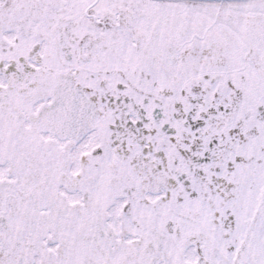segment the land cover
<instances>
[{
    "label": "snow or ice",
    "instance_id": "1",
    "mask_svg": "<svg viewBox=\"0 0 264 264\" xmlns=\"http://www.w3.org/2000/svg\"><path fill=\"white\" fill-rule=\"evenodd\" d=\"M0 264H264V0H0Z\"/></svg>",
    "mask_w": 264,
    "mask_h": 264
}]
</instances>
